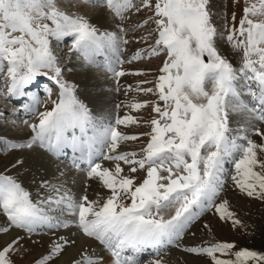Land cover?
Returning a JSON list of instances; mask_svg holds the SVG:
<instances>
[{
	"label": "snow or ice",
	"instance_id": "obj_1",
	"mask_svg": "<svg viewBox=\"0 0 264 264\" xmlns=\"http://www.w3.org/2000/svg\"><path fill=\"white\" fill-rule=\"evenodd\" d=\"M92 2L104 4L118 31H101L85 15L62 7L60 0H0V74L5 78V95L29 97L31 103L25 108L34 112L40 101L27 91L29 86L39 77H49L59 87L57 98L51 101L53 107L39 113L38 123L28 125L33 135L27 142L2 137L0 142L8 149L39 146L56 155L71 148L80 153L78 159L88 161L87 177L98 181L108 195L76 198L63 185L43 181L41 186L52 194L34 201L16 178L0 173V212L7 218L0 233L9 234L13 228L32 233L43 225L51 229L75 226L85 244L71 264H145L142 254L159 255L165 246L178 242L205 211L214 210L221 220L240 225L229 201L217 200L226 164L234 167L231 179L241 192L264 200V129L230 126L233 115L264 122V0H233L236 7L243 5L242 16L237 23L233 11L230 20L225 17L219 25L212 0ZM142 10L151 15L129 26L131 16ZM148 24L154 28L141 39L152 42L131 59L165 57L155 87L137 89L158 99L134 101L127 107L139 111L151 103L155 116L143 121L148 132L128 134L120 126H140L141 120L125 115L115 117L113 123L94 116L77 97L76 85L63 78L53 41L71 38L74 51L88 64H96L97 56L115 57L120 64L122 46L129 43L126 34ZM221 43L239 54L238 65L222 55ZM107 68L117 85L118 78L127 74L111 63ZM45 90L51 97V88L45 86ZM145 136L139 152L122 150V145ZM23 163L18 159L13 167ZM139 172L144 173L143 179L137 176ZM50 212L67 213L71 218ZM22 239L15 236L0 244V264H16L14 256ZM58 239L35 264H50L77 242L72 236ZM88 241L98 242L104 252L96 251ZM234 249V243L215 242L183 251L206 256L211 264H264V253Z\"/></svg>",
	"mask_w": 264,
	"mask_h": 264
},
{
	"label": "rangeland",
	"instance_id": "obj_2",
	"mask_svg": "<svg viewBox=\"0 0 264 264\" xmlns=\"http://www.w3.org/2000/svg\"><path fill=\"white\" fill-rule=\"evenodd\" d=\"M72 1L74 2L72 4L76 5L75 7H73L72 4L62 7L73 14L85 15L90 20V22L96 25L101 31H118L116 24L108 14V11L103 3H95L88 0ZM84 5L94 12V16H97L99 12L103 10V16L99 19H94L91 16H88L89 14L87 13L86 8H84ZM242 6L243 5L236 7L233 3V0H212L213 11L216 14L214 17L216 23L219 25L224 21L225 17L230 20L233 11L236 13L238 23L239 18L243 14ZM149 15H151V13L147 12L146 10H142L139 13H134L130 18L129 26L142 22ZM153 28L154 25L148 24L142 28H136L134 31H129L126 34L125 38L128 39L129 43L122 46L121 53L119 55V59L122 61L120 64H117L115 57L111 56H97L96 64H88L83 60L82 57H80L79 53L74 51L73 41L71 38H66L62 45H57L58 42L53 41V48L55 47L54 51L58 55L57 57L60 66L63 69V78L70 84L76 85L77 97L90 109L94 116L107 117L113 123L115 117H123L125 115H132L141 120L142 123L140 126H120V130L128 134H140L148 132L150 129L148 126L143 124V121L149 120L155 116V113L152 111L151 103H149L147 108L141 109L139 111L127 107L128 104L134 101L152 102L158 99L154 94H146L142 91H137V89L155 87L156 77L159 75V68L162 66V62L165 57H152L151 59L145 58L143 60L136 61L131 59L137 51L147 49L148 44L152 42L149 40L147 43H145L141 37H146L148 32ZM60 43L61 42H59V44ZM71 45L72 48H70ZM219 47L222 55H225L229 60L232 61L233 64L238 65L239 54L234 53L229 44L221 43ZM108 63H111L117 71L123 70L127 73L125 76L118 78L119 85L116 83L117 78H115L114 74L108 70ZM87 69L92 70V72L95 74L103 75L104 78L98 81L93 77V79H89V82L87 81V83H90L91 85L84 84L83 79L84 81L87 79L85 77L86 75L82 74L79 76V72ZM138 71L144 72L145 74H132ZM46 78L47 77H40L39 81H42ZM0 79V83L1 81L3 82L0 84L2 85V87H0V91H2V89L6 88V83L4 76L0 77ZM143 81H150V83H142ZM129 86H131V90H129ZM53 87L55 91H59L58 86ZM117 87H119V91L116 90ZM2 92L4 93V91ZM31 93L37 94L38 88L31 91ZM101 94L104 95L102 97L103 99L99 97ZM0 95L3 96L1 93ZM51 97L52 100H54V97ZM245 97H247V93H245ZM51 101L46 106L45 104L40 105L37 111L33 112L34 115L31 114L32 116L29 115L27 118H25L23 113L20 112V116L18 114L17 116L16 114H13V117L10 116L12 121L9 119L6 121L5 119H2V122H0V137L14 143L27 142L33 135L28 125L38 123L39 113L45 110H50L53 107ZM0 102L4 107L6 105L9 106V102L3 97H0ZM118 105L119 107H117ZM3 111L4 110H2V112ZM6 114H9V112ZM11 114L12 113L9 115ZM5 118L7 117L5 116ZM24 121H27L28 123L25 124ZM5 122L10 125V130L4 128L3 125ZM230 126L233 128L242 127L243 129H250L251 127L255 126L264 129V122L256 121L251 117L233 115L230 120ZM243 134V131H241V135ZM249 134L252 135L253 139L259 140V137H256L253 133ZM146 140L147 137L145 136L139 141H129L122 145V150L139 152ZM35 148L41 149L39 146H33L31 149H8L2 142H0V173L16 178L33 194L34 201H40L45 197L42 196L39 189L40 187H38L36 181L33 180V170L31 168V164H29V162L33 159V156L30 155L36 154L33 152L35 151ZM24 151L26 154L22 155L24 154ZM71 155L73 154L71 153ZM55 157L57 158L56 155ZM18 159L24 161L23 165H16L13 167ZM63 161L70 163L68 158H61L60 163ZM98 162H101L104 165L111 164L107 161ZM57 163L58 165L63 166L62 163L60 164L58 161ZM124 167L127 171V166ZM63 168L66 169L65 166H63L62 169ZM225 168L227 171L223 176L224 186L223 190L219 194L217 203L223 200H228L230 204V210L235 213L236 218H238L242 223L240 225H234L231 220H221L219 215L216 214L214 210L205 211L189 226L188 229H186L183 237L178 242H175L159 255L149 254L142 258L145 264H148V261L155 259L162 260L163 264H211L208 257H201L192 253H187L183 251V249L185 247L196 245L207 246L208 244L215 242L234 243L235 249L233 251H239L241 249L247 248L250 250H255L259 253H264V200L255 197H248L245 193L241 192L231 179V175L235 174L234 167L231 164H226ZM78 170L82 171L83 173L86 172L85 169L78 168ZM77 173L78 176H80V183L73 191H70L74 197L79 198L84 194H87L89 199H96L91 196V193H93L94 196H98L101 195L100 193L102 190L103 193L105 192L108 195L107 190L103 189L98 181L87 178V174L81 176L80 172ZM137 176L139 179H143L144 173L139 172L137 173ZM137 183H139V180ZM91 187L94 190H92ZM47 206L48 205H44L45 208L49 207ZM171 211L172 210H169L168 214H171ZM49 214L53 216L62 215L59 212H50ZM66 214L67 213H64L61 218L65 217ZM66 216L68 217V215ZM6 223L7 218L5 214L0 212V226H6ZM73 230L77 235H72L73 233L71 232ZM14 231H18L19 234L17 236L23 237L19 245L20 251L14 256L16 264H35L36 260L40 259L49 252L54 241L59 242L58 238L61 236L66 238L72 236V238L74 237L73 239H76V241L78 236L83 237L78 233V229L75 226L71 227L70 229H51L49 227L41 226L32 233H27L25 230L13 228L9 234L0 233V244L10 241L11 238H7V241H5L4 238L6 235H12ZM75 246L76 244L74 246H68L65 252L60 257L54 258L50 264H62L61 260L63 255ZM221 258L225 257L222 256Z\"/></svg>",
	"mask_w": 264,
	"mask_h": 264
},
{
	"label": "bare ground",
	"instance_id": "obj_3",
	"mask_svg": "<svg viewBox=\"0 0 264 264\" xmlns=\"http://www.w3.org/2000/svg\"><path fill=\"white\" fill-rule=\"evenodd\" d=\"M86 1V0H85ZM88 1H92V0H88ZM60 2H61V6H68L69 4L71 5L72 3H74L72 0H60ZM84 8H86V11H87V13L92 17V18H94V19H99L100 17H102L103 16V14H104V11L103 10H101L100 12H99V14L97 15V16H94L95 14H94V12H92V10H90L89 8H87L85 5H84ZM66 40V39H65ZM64 40V41H65ZM64 41H60L61 43L59 44V42H58V44L57 45H62V43L64 42ZM57 43V42H56ZM55 46V45H54ZM55 48V47H54ZM69 48V47H68ZM82 74H84V75H86L85 77L87 78L85 81H84V79H83V83L84 84H86V85H91L90 83H87V81L89 82L90 80L89 79H93V77L95 78V80H102L103 78H104V76L103 75H101V74H95L94 72H92V70H82V71H80L79 72V76H81ZM1 80V79H0ZM105 80V79H104ZM3 82L1 81V83L0 84H2ZM37 83L38 82H36L34 85H32V86H29V88L27 89V91H29V92H31V91H33L35 88H37ZM98 83V82H97ZM0 87H2V85H0ZM2 91H4V93L2 92ZM2 91H0V93L3 95V96H1L0 95V97L2 98H5L8 102H9V106L8 105H6L5 107L3 106V104L0 102V113H2V110H4V112H9V113H12L11 114V117H13V114H16V116H17V114L19 115L20 114V111H23V113H24V117L25 118H27L28 117V114H29V111H27L26 110V108H25V105H26V103L27 102H29L30 101V98L29 97H22V99L20 100V101H18V100H16V97H8V96H6L5 95V91H6V88L5 89H2ZM107 94V93H106ZM5 96V97H4ZM38 96V99H39V101H40V103L39 104H37V106H36V109H35V111H37V109H38V107L41 105V98L43 97L42 96V94H41V92H40V94L39 95H37ZM52 96V95H51ZM104 95L103 94H101L99 97H103ZM98 97V96H97ZM103 99V98H102ZM52 100V97H50V100L47 102V103H45V106L50 102ZM23 103V104H22ZM16 107V108H15ZM8 110V111H7ZM34 111V112H35ZM32 115H34V114H32ZM31 115V116H32ZM20 116V115H19ZM30 116V117H31ZM24 118V119H25ZM13 119H15V118H13ZM37 120V119H36ZM35 120V121H36ZM34 122V121H33ZM77 133H79L78 131H77ZM89 135H91V134H89ZM41 148V147H40ZM42 150H46L45 148H41ZM41 149H39V148H35V151H33V152H35L36 154H32V155H30V156H33V159L29 162V164H31V168H32V170H33V180L34 181H36V183H37V185H38V187H40L39 189H40V192H41V194H42V196H44V197H46L48 194H52L51 192H50V189H48V188H45V187H42L41 186V183L43 182V181H49L50 183H52V184H56L57 186H59V185H63V187L65 188V189H67V190H69V191H73L74 189H75V187H77L78 186V184L80 183L79 182V180H80V176H78V173L77 172H80L81 173V176L82 175H86L87 174V171L85 172V173H83L82 171H80V170H76L74 167H73V165H70L69 163H67V162H61L62 164H63V166H65L66 167V169H62V167L63 166H61V165H58V163H57V161L60 163V161L59 160H57L56 158H55V155L53 154V153H50V152H48L47 150L44 152V151H42ZM31 151V152H32ZM32 152V153H33ZM48 153V155H47V153ZM24 154H22V155H25L26 154V152L24 151L23 152ZM42 156H41V155ZM40 155V156H39ZM53 155V156H52ZM60 163V164H61ZM107 166H111V164H106ZM105 165V166H106ZM61 173H63V175H61ZM88 178V177H87ZM92 188V187H91ZM38 189V188H37ZM38 189V190H39ZM92 190H94L93 188H92ZM99 191V190H98ZM97 191V192H98ZM39 192V193H40ZM94 192V191H93ZM71 193V192H70ZM101 195H98V196H94L93 195V193H91V196L92 197H94V198H96V199H102L103 198V196H106L107 194L104 192L103 193V190H102V192L100 193ZM54 195V194H53ZM41 196V195H40ZM48 207V206H47ZM63 215V214H62ZM62 215H60V217H62ZM66 215H68V217L66 216ZM65 215V217H63L62 219H70L71 217H70V214H66ZM43 227H45L44 225H43ZM46 227H48L47 225H46ZM11 233V232H10ZM68 233V232H67ZM71 233H75V231L73 230ZM19 233H18V231L16 232V231H14V233H12V235L10 234V235H6L5 236V241H7V238H13V237H15V236H17ZM74 238V237H73ZM87 243H90V244H92V246H93V248L96 250V251H98V252H104V249H103V246H101V245H99L98 244V242H96V241H88ZM85 244V238L84 237H80V236H78V239H77V242H76V246L75 247H73L72 249H70L66 254H64L63 255V257H62V264H70L71 263V261L73 260V258H75L77 255H78V253H79V251H80V249H81V245H84ZM68 250V249H67ZM105 255H107V253L105 252L104 253ZM145 254V253H144ZM144 256V255H143ZM142 256V257H143Z\"/></svg>",
	"mask_w": 264,
	"mask_h": 264
}]
</instances>
